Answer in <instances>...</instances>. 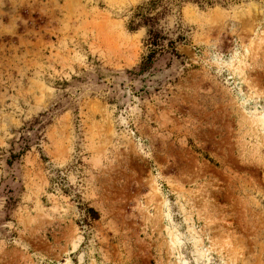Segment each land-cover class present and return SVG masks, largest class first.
<instances>
[{"label": "rangeland", "instance_id": "374dc122", "mask_svg": "<svg viewBox=\"0 0 264 264\" xmlns=\"http://www.w3.org/2000/svg\"><path fill=\"white\" fill-rule=\"evenodd\" d=\"M202 1L0 0V264H264V0Z\"/></svg>", "mask_w": 264, "mask_h": 264}, {"label": "trees", "instance_id": "16d2710c", "mask_svg": "<svg viewBox=\"0 0 264 264\" xmlns=\"http://www.w3.org/2000/svg\"><path fill=\"white\" fill-rule=\"evenodd\" d=\"M179 2H194L196 4H199L200 6H204L203 1L202 0H176ZM213 4V3H212ZM210 3H207V5H212ZM168 11L167 6H163L162 7V11L159 13L161 15H164L166 12ZM158 15V14H157ZM145 16L142 13H138L134 16V19H132L130 21L129 24V30L130 31H134L136 30V27L140 26L139 23H135V19L139 18V20L141 21V24L144 26L149 27V32H148V39H147V44L150 47L149 50V54L148 56L142 61L141 66H140V70L139 73H143L145 71H147L150 66L153 63V58L155 57V55L159 52V53H164L166 52V50H164V48H167V51L171 52V55L178 57V54L175 52V48H174V43L173 42H168L167 45L165 46L163 43L166 40L164 38V36H162L159 31L156 29V25L158 22V16ZM178 39L180 40L181 37H178ZM89 212H91L92 214L96 215V213L93 210L89 209Z\"/></svg>", "mask_w": 264, "mask_h": 264}]
</instances>
